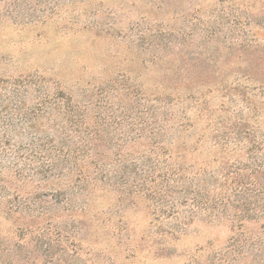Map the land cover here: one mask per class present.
Segmentation results:
<instances>
[{
	"label": "rangeland",
	"instance_id": "374dc122",
	"mask_svg": "<svg viewBox=\"0 0 264 264\" xmlns=\"http://www.w3.org/2000/svg\"><path fill=\"white\" fill-rule=\"evenodd\" d=\"M219 6L218 0H0V88L24 84L26 109L35 108L31 118L40 120L31 129L11 116L15 131L8 129L7 136L19 140L27 156L32 141L45 152V136L53 133L36 104L64 96L78 130L68 134L70 146L106 154L98 162L107 171L129 169L131 160L133 170H140L129 181L127 176L106 181L104 190L95 191L81 209L78 204L85 201L69 202L75 185L63 186L48 173L44 180L40 175L31 182L17 180L12 174L16 167L0 160L6 200L14 206L22 203L29 213L46 210L41 224L52 226L38 239L35 225L40 221L25 212L10 221L0 219L3 234L17 224L32 229L22 239L27 264H56L60 246L45 251L54 237L53 225L69 238L59 264H264V220L233 233L227 221L188 220V207L168 215L167 181L147 182L141 172L146 158L154 155L159 171L153 176L167 170V89L198 97L195 110L188 111L191 127L185 133L191 145L201 135L207 138L191 153L196 162L208 163L214 154L209 139L215 126L209 124L230 120L242 109L238 97L220 91L222 87L251 90L256 104L264 107V94L255 81H264V1L244 0L243 6L233 7L239 21L258 32L263 50L250 56L225 54L219 39L206 41L200 34L202 24L218 20ZM193 101L176 108H187ZM258 121H264L263 114ZM95 123L102 125L103 134H111L104 147L81 143L92 134L87 125ZM157 126L162 130L156 131ZM112 149H120L122 161H113ZM32 199L43 209L33 207ZM232 236L236 242H230ZM74 237L81 242L77 254H72Z\"/></svg>",
	"mask_w": 264,
	"mask_h": 264
},
{
	"label": "trees",
	"instance_id": "16d2710c",
	"mask_svg": "<svg viewBox=\"0 0 264 264\" xmlns=\"http://www.w3.org/2000/svg\"><path fill=\"white\" fill-rule=\"evenodd\" d=\"M257 1L263 2L264 0ZM218 2L220 9L215 16V19L218 20L210 21L209 24L206 22V24H202L205 25L204 28H198L204 40L219 39L218 41L223 46L221 51L225 54L235 52L250 56L263 50L259 43L258 32L248 27L246 21H239L236 9L233 12V7L243 6L244 0H218ZM257 64L256 66L259 67L260 62L258 61ZM255 81L257 85L259 84L257 91L264 94V81L258 78ZM1 83L5 82L1 81ZM23 87L24 84L18 85L14 82L9 86L4 85L0 88L9 90L4 89L3 93L0 92V160L16 167V170L12 171L13 178L31 182L36 176L51 174L53 178L62 180L63 186L73 184L77 187L72 195L73 199H70L69 202L76 199L85 201L78 204L81 209H84L89 201L95 197V191L98 193L104 190L106 181L110 183L111 180L124 179L126 176L129 181L133 179V175H139L138 171L140 170L137 169V166L134 170L132 168L135 160H131L132 167L129 169L107 171L104 165L98 162L100 159L104 160L102 157L106 154L91 150L84 152L75 145V147L70 146L71 140L68 134L71 131L78 133V130L73 127L72 110L67 107L70 100L69 98L63 100L64 96H51V102L44 98L39 104H36L40 107L38 113L47 117L48 128L53 134L45 136L47 139L46 147L49 146L45 152L41 151L42 148H39L40 145L37 142L32 141L31 146L28 147L31 154L27 156L24 151H28V149L21 146L19 140L7 136L8 129L15 131L10 120L11 116L21 118L22 122H26L27 124H24L31 129L40 124V120L31 118L35 108L26 109V103L23 100L26 91ZM14 89H17L15 93ZM254 89L252 90L254 91ZM167 91H169L167 92V170L160 175L153 176L155 171H159L158 155H154L152 160L146 158V164L143 166L145 170L141 171L145 173L143 180L147 182L155 178L167 181V214H174L175 209L188 207L185 211L188 214V220L203 217L210 221H227L230 223L232 232L242 229L246 224H256L264 220V121L262 123L258 121L260 113L264 116V107L256 104L257 101H255L253 92L247 89L222 87L220 91H227L230 95L238 97L242 109L237 111L230 120L218 122V125L209 124L212 128L215 126L212 129L213 136L209 139L211 152L214 154L210 156V161L205 163L203 161L196 162L191 156V153L196 152L204 140H207L205 134L199 136L192 145L187 142L185 135L191 127V124H188V111L195 110L198 97L191 94L184 96L177 88H169ZM191 98H194V101L189 107L182 110L176 108ZM61 101L67 102L66 105L64 106ZM47 103L49 104L47 105ZM202 111V109L198 110V113L201 114ZM31 120L33 122H30ZM81 122L84 123V118ZM87 128L92 131V134L88 132L90 135H86V138L82 139L81 143H84L85 146L88 143L91 148L99 145L104 147V143H108L106 137L111 134L109 132L103 134L101 124L95 123L92 127L87 125ZM160 130H162V126H157L156 131ZM58 139L60 141L59 146H55L54 142ZM109 141L113 144L111 139ZM81 143L78 141L77 145H81ZM156 145L154 143L152 147ZM116 146L119 147V144ZM110 154L113 156L114 162L123 160L120 149H112ZM102 160L100 161L102 162ZM206 164L213 165L214 169H207ZM1 173L0 181L3 180ZM47 177L43 176L42 179ZM88 186H90V190H88ZM32 201L33 207L38 210L43 209L36 200L32 199ZM21 204L18 203L17 206H14L8 202L5 196V188L0 185V208L2 210L0 219L3 222L4 220L10 221L14 215L23 217L26 214L25 216L40 221L35 225L38 239L41 232L47 230L46 232L49 231L50 233L49 229L52 226H49V223L41 224L43 223L41 216L46 210L36 212L32 209L29 213V211L22 209ZM53 226L54 237L50 239L45 251L49 253L51 247L59 245L61 250H58V253L62 256L65 253V242L69 238L64 237L65 231L62 227ZM29 230L32 229L17 224L13 227L12 232L3 234L0 226V264H27L22 239ZM9 234L16 238L14 242L13 236L11 238ZM233 238V236L230 238L231 243L236 242ZM253 240V238H249L250 242ZM71 241L72 254H77L81 242L75 241V237ZM254 242L259 245L258 248H261V241ZM60 256L55 258L56 264L60 263L58 258ZM37 263V260H34L33 264Z\"/></svg>",
	"mask_w": 264,
	"mask_h": 264
}]
</instances>
